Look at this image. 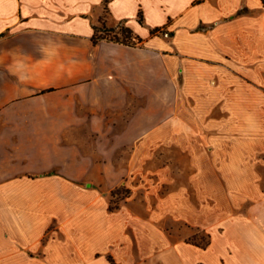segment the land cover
Segmentation results:
<instances>
[{"label": "crops", "instance_id": "crops-1", "mask_svg": "<svg viewBox=\"0 0 264 264\" xmlns=\"http://www.w3.org/2000/svg\"><path fill=\"white\" fill-rule=\"evenodd\" d=\"M147 150L191 151L170 209L206 247L115 203ZM263 172L264 0H0V264H264Z\"/></svg>", "mask_w": 264, "mask_h": 264}, {"label": "rangeland", "instance_id": "rangeland-1", "mask_svg": "<svg viewBox=\"0 0 264 264\" xmlns=\"http://www.w3.org/2000/svg\"><path fill=\"white\" fill-rule=\"evenodd\" d=\"M126 27L119 25L116 29V34H111L112 37L118 36L123 39L122 32ZM104 35V34H101ZM232 140V139H231ZM85 143L89 145L90 136H86ZM106 145V142L104 143ZM111 145V144H110ZM109 145V146H110ZM106 150H103L105 153ZM131 150H111L109 154H114L115 158L119 159V162L125 161L128 154H131ZM197 155H202L203 151H195ZM145 164H134L128 168L124 166V169H129V178L131 180L132 190L134 195L126 197L127 189H130L128 185H118L114 192L116 193L115 203L117 205H125L132 207L135 212L141 213L145 218L150 217L147 210V201L151 206H157L159 198H161L162 213L157 217L159 226L162 233L167 237L170 244L175 243H190L198 247L209 242L210 235L207 229L189 224L184 220L177 218V215L173 211L171 212L169 201V195L172 191L182 186L179 182V174L177 167L172 163L180 161L181 159H191V151H145ZM212 155L215 156V152L211 151ZM108 155V154H107ZM123 168V167H121ZM264 173V172H263ZM99 187V182H90ZM264 186V181H263ZM191 194V204L195 207L201 205L214 206L216 201L214 199H207L202 201L201 198L196 196V193ZM199 194V193H198ZM188 196L189 193H188ZM185 199V197H182ZM214 216V215H213ZM212 222V221H211ZM120 257L115 253L99 254L94 257L91 261L86 262H72L70 264H120Z\"/></svg>", "mask_w": 264, "mask_h": 264}, {"label": "trees", "instance_id": "trees-1", "mask_svg": "<svg viewBox=\"0 0 264 264\" xmlns=\"http://www.w3.org/2000/svg\"><path fill=\"white\" fill-rule=\"evenodd\" d=\"M109 1L110 0H106L107 3ZM100 32L104 35L99 34ZM111 34H116V29H107V28L98 29L97 34L94 36V40L97 42L99 40L107 39V40L120 42V43H124V44H128V45H135V44H138L142 41L141 39L135 37L133 32L129 28H125L123 30V32H122L123 39H121L118 36L112 37ZM208 244H209V242H206L203 245H198V246L206 247Z\"/></svg>", "mask_w": 264, "mask_h": 264}]
</instances>
